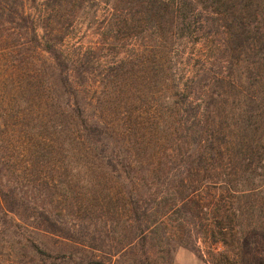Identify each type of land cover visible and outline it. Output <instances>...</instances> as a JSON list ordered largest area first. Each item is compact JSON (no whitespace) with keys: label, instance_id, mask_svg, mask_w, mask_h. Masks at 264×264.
Wrapping results in <instances>:
<instances>
[{"label":"trees","instance_id":"1","mask_svg":"<svg viewBox=\"0 0 264 264\" xmlns=\"http://www.w3.org/2000/svg\"><path fill=\"white\" fill-rule=\"evenodd\" d=\"M83 24L96 30L102 46L69 48L75 26ZM0 27L1 52L12 60L3 64L0 86L14 78L20 88L29 76L37 79L38 97L46 99V93L51 102L50 127L66 133L84 165L80 191H132L124 205L133 241L158 238L162 226L151 206L141 208V191H188L174 203V213L192 203L198 214L213 212L219 228L226 192L239 199L264 191V0H0ZM110 38L123 41L122 51L112 62L95 63L96 49ZM35 55L41 65L46 57L47 74L33 69ZM43 79L48 93L41 90ZM100 88L107 103L123 104L122 121L93 111ZM141 116L158 123V130H145L136 119ZM173 136L179 143L170 152L164 145V155L179 161L161 183L158 172L172 170L173 161L158 156L165 162L147 165L143 153L157 138ZM3 172L0 165L2 182ZM74 178L68 191H76ZM4 184L5 226L39 228L59 237L64 249L86 254L89 264H109L111 257H97L98 247L79 225L68 220L57 226L51 211L14 192L15 184ZM24 247L49 255L32 241ZM76 252L61 259L81 264Z\"/></svg>","mask_w":264,"mask_h":264},{"label":"rangeland","instance_id":"2","mask_svg":"<svg viewBox=\"0 0 264 264\" xmlns=\"http://www.w3.org/2000/svg\"><path fill=\"white\" fill-rule=\"evenodd\" d=\"M95 31L85 24L78 25L77 28L75 26L73 36L69 38V48L81 46L85 50L102 46L103 41ZM1 39L0 77L4 72L5 60L12 61L1 52L6 48ZM109 43L113 44L108 46ZM122 44L123 41L110 38L105 48L101 51L96 49L98 58L95 63L102 65L114 61L122 51ZM15 55L13 52L12 57ZM38 58L40 57L35 55L37 63L33 69L42 67L45 75L48 68L46 57H41L44 61L42 65ZM15 85L13 78L6 85L0 86V165L4 170L3 182L0 180V184H15L19 191L14 192L32 197L37 205L51 211L57 226L66 227L68 220L79 225L85 236L90 237V241L98 247L95 250L97 257L101 256L106 260L111 257L109 264H264L263 190L243 195L239 199L226 192V218L221 220L223 228L215 226L213 212L205 216L198 214L192 203L187 206L180 204L178 208L182 209L174 213V203L188 191H141V208L147 210L151 206L156 215L161 217L162 226L158 238L148 240L139 237L133 241V222L129 218L127 205H124L131 203L132 191H80L84 165L66 133L57 132L50 127L47 114L52 115V112L47 94L45 93L47 100L38 97L35 77L29 76L20 88ZM40 87L47 92L46 79L41 80ZM98 98L101 102L96 103L100 106L98 108L93 104L94 112H103L108 118L123 120V104L107 103L109 97L101 88L94 96V99ZM37 116H40L41 122ZM144 118L141 116L136 119L142 122L145 130H158V123L152 125L149 119ZM161 130L159 129V133ZM157 139L158 144L149 147L142 158L147 165L153 161H173L169 164L172 170L163 167L158 172V179L163 183L160 179L175 173L174 169L179 161L165 157L164 145L170 152V147H174L179 141L174 136L168 140ZM158 156L165 161L156 158ZM71 175L76 179L73 185L76 191H68ZM101 177H104L102 173ZM209 192L204 194L205 204L209 202L210 196L212 198L213 191ZM154 199L157 204L152 201ZM236 205L240 210L235 209ZM20 224L18 227H8L0 219V264H30L33 257L37 264H52L53 261L73 264V261L68 263L61 256L64 252H76V249H64L61 239L56 235L39 228L27 227L25 223ZM221 230L224 234H220ZM31 241L49 255L25 248L24 245H29ZM75 254V261L90 263L86 254Z\"/></svg>","mask_w":264,"mask_h":264}]
</instances>
